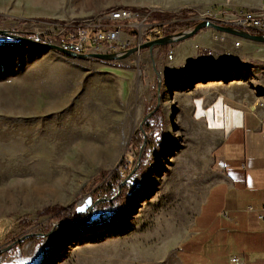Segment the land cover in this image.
Returning <instances> with one entry per match:
<instances>
[{
  "label": "rangeland",
  "instance_id": "obj_1",
  "mask_svg": "<svg viewBox=\"0 0 264 264\" xmlns=\"http://www.w3.org/2000/svg\"><path fill=\"white\" fill-rule=\"evenodd\" d=\"M232 1L0 0V28L47 41L44 34L57 24L42 17L89 22L115 5L175 9L187 3L194 4L197 17L207 9L203 4L214 3L213 10L224 18L231 11L223 3ZM159 47L152 53L161 80L160 146L153 152V144L148 145L144 173H137L138 164L117 182L115 191L125 178V198L115 218L101 219L104 200L95 199L107 196L98 187L110 185L111 172L124 157L138 156L129 145L131 134L157 101V77L147 49L105 60L66 55L0 34V248L27 232L46 233L42 227L52 225L50 233L38 234L37 242L26 239L28 234L0 250V264H174V249L202 189L175 182L184 177L177 168L183 136L178 128L167 129L164 99L169 90L159 70L166 49ZM101 169L109 172L100 180ZM87 197L90 205L77 211L87 216L89 207V216L73 226L54 229L58 221L39 213L54 203L73 202L77 209ZM22 215L34 220L26 229L17 221Z\"/></svg>",
  "mask_w": 264,
  "mask_h": 264
},
{
  "label": "crops",
  "instance_id": "obj_2",
  "mask_svg": "<svg viewBox=\"0 0 264 264\" xmlns=\"http://www.w3.org/2000/svg\"><path fill=\"white\" fill-rule=\"evenodd\" d=\"M260 4L223 3L230 11L236 6L259 11ZM212 33L203 27L169 43L166 51L173 56L164 55L159 69L169 90L167 129L178 128L183 136L177 168L184 177L175 182L202 189L173 260L263 264L264 220L257 214L264 206V41L231 33L216 40ZM232 255L236 262L229 260Z\"/></svg>",
  "mask_w": 264,
  "mask_h": 264
},
{
  "label": "built area",
  "instance_id": "obj_3",
  "mask_svg": "<svg viewBox=\"0 0 264 264\" xmlns=\"http://www.w3.org/2000/svg\"><path fill=\"white\" fill-rule=\"evenodd\" d=\"M260 2L259 11L244 6H236L231 9L227 17L221 18L212 6L207 7L202 14L197 15V18L230 22L237 27L253 29L264 35V0H260ZM148 9L145 7H121L114 12H102L100 16L90 18L89 22L72 20L56 23L55 29L43 36L48 39L47 41L55 43L62 49L75 53L100 52L120 55L130 47H138L144 41L165 33L163 24L149 20L150 11ZM212 31L214 39H224L226 32L215 29ZM139 50L136 48L132 53H139ZM165 55L170 59L173 56V51L168 49ZM260 209L257 216L264 220V206ZM229 260L236 262L238 258L232 255Z\"/></svg>",
  "mask_w": 264,
  "mask_h": 264
},
{
  "label": "trees",
  "instance_id": "obj_4",
  "mask_svg": "<svg viewBox=\"0 0 264 264\" xmlns=\"http://www.w3.org/2000/svg\"><path fill=\"white\" fill-rule=\"evenodd\" d=\"M118 6V7H116ZM119 7H127L126 5H115V8ZM146 8V7H145ZM113 9V8H111ZM150 11L149 20L153 22H158L164 25L165 33H172L176 30H182L193 27L196 23L200 21L199 18L194 17L193 14L196 12L194 7L191 6H181L175 9H148ZM41 20H46L49 22L54 23H63L64 20L55 19V18H40ZM250 30V29H249ZM44 39V38H43ZM168 44L161 45L159 48L166 49ZM156 83L154 81V89ZM153 107V106H152ZM152 107L148 108L144 111L146 113ZM163 126H164V117L162 112L159 108H156L147 119L142 122V127H137L133 133L131 134L129 145L133 148L138 150L141 142H142V131L146 133V145L142 151V155L140 157V163L137 167V173H144L146 171V162H145V154L147 152V147L150 144H153V152H156L160 146V140L162 139L163 135ZM154 133L158 134L157 139H154ZM137 155V152H136ZM136 155L132 158L124 157L122 159V163L119 164L117 168H115L111 172V183L110 185H106L104 187H98V190H101L103 193H106V196L109 197L115 191V185L117 182L127 173H129L130 169L136 162ZM125 163V165L123 164ZM109 170L101 169L97 173L96 177L104 179L108 175ZM103 183L104 180H103ZM127 187L121 186V190L117 196L113 199H106L101 201V206L103 207V214L100 216L101 219H106L107 217H116L117 209L119 204L124 200L126 195ZM40 214H51V217L57 220L59 225L53 226L54 229L57 227L65 228L73 226L76 223H81L84 221L86 216V212L84 211H77L75 203L71 202L69 204L63 205L59 203H54L51 205L44 206L41 210H39ZM17 221L20 222L22 225V229H26L30 227L33 223V219H29L28 216L22 215L17 218ZM52 225L42 227V231L46 232ZM41 235L38 234H31L26 237V239H31L35 242L39 241Z\"/></svg>",
  "mask_w": 264,
  "mask_h": 264
},
{
  "label": "water",
  "instance_id": "obj_5",
  "mask_svg": "<svg viewBox=\"0 0 264 264\" xmlns=\"http://www.w3.org/2000/svg\"><path fill=\"white\" fill-rule=\"evenodd\" d=\"M203 27H209V28H212V29H215V30H218V31L231 33V34H234V35H237V36H243V37H248V38H252V39H255V40L264 41V35L261 34V33H252L251 32L252 29L251 30L243 29V28H240V27H237V26L233 25L230 22H225V21H222V20L211 21L208 18L200 19V21L198 23H196L191 28H188V29H185V30H179V31L174 32V33H167V34L155 37L153 39H149L147 41H144L138 47H136V46L130 47L123 54H120V55H116L114 53H100V52L75 53V52H72V51L64 50V49H62L61 47H59L58 45H56V44H54L52 42L35 40V39H32V38H30L28 36H25V35H23V34H21L19 32H9V30H7V29H1L0 28V34L1 35H6V36H12V37L19 38V39L29 40V41H32V42H35V43H41L43 45H46V46L51 47L53 49H56V50L66 54V55H74V56H79V57H94V58L105 59V60L120 59V58L126 57L129 54H131L133 51L136 50V48H139V49L146 48L148 53H149L151 62H152V67H153V69H154V71L156 73V77H157L156 78V91H157V97L156 98H157V101H156L154 107L151 110H149L143 116V118L141 119V121L139 123V127H141V123L143 122V120L146 119L154 111L155 108H157V106L159 104V94L161 92V88H160L161 80H160V77H159V72L157 71L156 66H155L154 58H153V53H152L153 47L161 46V45H164V44H169V43H172V42L179 41L181 39L187 38V37L193 35L196 31H198L199 29H201ZM145 141H146V138H145V134L143 132V140H142L141 145H140V147L138 149V156H137V159H136V163L132 167L130 172H132L139 164V158H140L141 152L143 150V147L145 145ZM127 175H126V177H127ZM124 179H122L118 183L115 193H113L110 197H98V198L95 199V202L99 201V200L112 199L113 197H115V195L119 192L120 186H121V184H122ZM89 205H90V197H87L86 198V204H83L80 207H77V210L86 209L87 206H89ZM89 209L90 208L88 207L86 218L89 216V213H90ZM59 223L60 222H58L56 224L58 225ZM51 231H52V229H49L46 233L38 232V234H47V233H50ZM31 233H33V232H27V233L23 234L22 236L18 237L17 239H15L11 243H9V245L0 248V250H5L8 246L13 244L14 242L19 241L20 239H22L23 237H25V236H27L28 234H31Z\"/></svg>",
  "mask_w": 264,
  "mask_h": 264
},
{
  "label": "bare ground",
  "instance_id": "obj_6",
  "mask_svg": "<svg viewBox=\"0 0 264 264\" xmlns=\"http://www.w3.org/2000/svg\"><path fill=\"white\" fill-rule=\"evenodd\" d=\"M115 10H118V8L112 9L110 10V12H114ZM109 12V11H108Z\"/></svg>",
  "mask_w": 264,
  "mask_h": 264
}]
</instances>
